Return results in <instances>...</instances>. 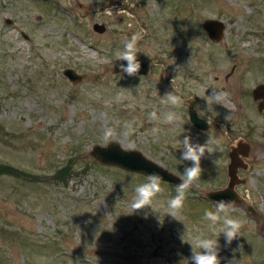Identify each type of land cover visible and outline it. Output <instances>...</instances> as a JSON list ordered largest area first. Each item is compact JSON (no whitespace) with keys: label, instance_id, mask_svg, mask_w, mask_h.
Masks as SVG:
<instances>
[{"label":"rangeland","instance_id":"374dc122","mask_svg":"<svg viewBox=\"0 0 264 264\" xmlns=\"http://www.w3.org/2000/svg\"><path fill=\"white\" fill-rule=\"evenodd\" d=\"M205 18L224 21L222 40L208 38ZM94 22L105 31L93 30ZM141 31L138 57L150 72L114 73L116 52ZM67 67L82 79L71 81ZM259 82L264 0H0V163L16 169L0 175V264H187L190 238L206 232L203 214L215 210L200 189L226 182L228 144L250 127L262 153L242 173L246 182L238 190L261 219L233 207L229 214L246 223L231 245L220 236V259L264 264V111L251 95ZM214 89L227 92L228 102L208 109ZM171 92L182 98L179 107L161 101ZM189 104L207 129L190 122ZM153 110L161 117L174 111L179 119L150 120ZM125 124L132 127L128 137ZM106 127L125 148L140 149L180 176L191 166L180 160L185 136L199 144L218 139L223 151L205 153L204 171L186 190L176 219L167 205L177 186L166 182L152 209L132 214L129 203L146 176L85 157L94 143L106 144ZM65 166L66 176L58 175Z\"/></svg>","mask_w":264,"mask_h":264},{"label":"clouds","instance_id":"9594fccd","mask_svg":"<svg viewBox=\"0 0 264 264\" xmlns=\"http://www.w3.org/2000/svg\"><path fill=\"white\" fill-rule=\"evenodd\" d=\"M122 13L123 11H120L118 15ZM103 14L113 15L111 9H105ZM142 38V31L132 34L130 38H126L123 50L116 52L117 61L122 60L127 62L126 66L124 64L120 65V70L128 76H135L141 69L137 56L139 53L138 42ZM175 79L172 83H174ZM228 95L227 92L222 90H212L211 95H207V108L212 109L213 105L222 106L226 104L228 102ZM161 101L173 107H179L183 102L180 96L174 95L172 92L165 94L161 98ZM148 118L165 124H173L179 119V116L174 111H168L161 117L157 115V111L153 110L149 113ZM225 119H229V116H226ZM124 129L123 136L128 137L132 134L131 124H125ZM152 131L153 133H158L160 129L153 128ZM115 135L116 132L113 128L106 127L103 129L102 140L108 143ZM179 143L183 145L180 160L190 162L191 166L184 168L181 178L182 183L177 186V195L168 201L167 215L174 219H176V216L184 207L186 190L200 179L204 171L201 167V161L205 157V153L211 155L216 151H223L220 141L212 137H208L204 144H199L193 143L190 136H185L183 141H179ZM161 182L162 177L153 173L146 177L145 183L135 188L136 195L129 203L132 214L145 208L152 209L155 198L162 192ZM234 205L235 202L220 200L215 202L214 211L206 210L204 212L202 219L207 222V230L206 232H199L190 238L188 244L191 247L192 255L190 259L185 260L187 264H221L220 236L223 234L225 243L231 245L237 237H240L241 229L246 223L244 219L233 217L229 214ZM180 239L185 243L184 233L180 236ZM230 264H237V261L233 260Z\"/></svg>","mask_w":264,"mask_h":264},{"label":"water","instance_id":"95a60500","mask_svg":"<svg viewBox=\"0 0 264 264\" xmlns=\"http://www.w3.org/2000/svg\"><path fill=\"white\" fill-rule=\"evenodd\" d=\"M9 21V20H7ZM201 27L213 42H218L223 39L226 31V24L223 20L217 18H205L201 22ZM93 30L102 33L105 31L106 26L103 22H94L92 25ZM141 64V69L136 75H147L150 71L149 64L142 58L137 56ZM126 66V61H117L116 58L113 61V72L122 73L120 65ZM232 67L229 75L233 71ZM63 74L71 81L77 82L82 79V75L77 73L73 68L67 67L63 70ZM253 100L257 101V109H264V82L257 83L251 90ZM188 116L190 122L198 129H206L208 126L207 121L199 116L193 107L189 108ZM249 142L243 138H238L234 143L230 145L229 149V161L226 165V182L217 188H202L200 193L210 202H218L220 200L235 202V206H241L250 217H258L261 219V213L253 206L248 198L241 194L237 189L238 185L245 182L244 177H240L238 174V168H247V163L244 162L238 155L239 151L245 156L249 153ZM91 156V158L103 165L114 166L125 171L134 172L143 176H148L156 173L162 177V182H166L170 185L179 186L182 181L179 174L175 173L168 167L153 160L145 155L140 149L137 148H125L118 140L112 139L106 144L94 143L85 157ZM260 231L264 235V222L260 225Z\"/></svg>","mask_w":264,"mask_h":264},{"label":"flooded vegetation","instance_id":"af4514ba","mask_svg":"<svg viewBox=\"0 0 264 264\" xmlns=\"http://www.w3.org/2000/svg\"><path fill=\"white\" fill-rule=\"evenodd\" d=\"M150 66V65H149ZM234 67V66H233ZM234 69V68H233ZM150 70H151V67H150ZM150 72V71H149ZM233 72V71H232ZM231 72V73H232ZM230 73V74H231ZM229 77V75H227L225 78H228ZM253 99V98H252ZM253 101H255L256 102V105H257V101L256 100H253ZM190 107H193L194 108V110L196 111V113L199 115V116H201L200 114H199V112H198V110L193 106V105H191V104H189L188 105V107H187V116H188V111H189V108ZM256 108H257V106H256ZM258 110V109H257ZM264 111V109H262V110H258V112H263ZM202 117V116H201ZM202 118H204V117H202ZM188 119H189V116H188ZM205 119V118H204ZM206 120V119H205ZM207 121V120H206ZM207 123H208V121H207ZM208 127H209V123H208V125H207ZM207 127V128H208ZM206 128V129H207ZM252 127H250V129H251ZM248 129V128H247ZM250 129H248V130H246L245 132L243 131V133L241 132L238 136H236L235 138H233V140L228 144V150H227V162L229 161V149H230V145L232 144V143H234L238 138H243L244 140H246V141H248L249 142V148H250V150H249V153H248V155L247 156H245L243 153H241L240 151H239V153H238V155H239V157L241 158V159H243L244 160V162L245 163H247V168L246 169H243L242 167H239L238 168V174H239V176L240 177H244L243 175H242V173H244V172H249V171H251V168L253 167V161L258 157V155H261V153L262 152H260L259 150V147H258V145L257 144H255L253 141H252V139H251V137L253 136V134L251 133V132H249V130ZM200 130H205V129H200ZM226 165H227V163H226ZM225 172H226V167H225ZM226 176H227V174H226ZM245 178V177H244ZM245 182H246V179H245ZM245 182L243 183V184H245ZM243 184H241V185H243ZM241 185H238L237 186V189L241 186Z\"/></svg>","mask_w":264,"mask_h":264},{"label":"trees","instance_id":"16d2710c","mask_svg":"<svg viewBox=\"0 0 264 264\" xmlns=\"http://www.w3.org/2000/svg\"><path fill=\"white\" fill-rule=\"evenodd\" d=\"M68 169H69V167H67V166L61 167V168H59L57 174L61 175V176H66ZM15 170L16 169L13 168L11 165L0 163V175L4 174V173L14 174Z\"/></svg>","mask_w":264,"mask_h":264}]
</instances>
